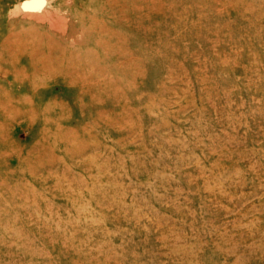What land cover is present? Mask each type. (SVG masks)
Returning a JSON list of instances; mask_svg holds the SVG:
<instances>
[{"label": "rangeland", "instance_id": "374dc122", "mask_svg": "<svg viewBox=\"0 0 264 264\" xmlns=\"http://www.w3.org/2000/svg\"><path fill=\"white\" fill-rule=\"evenodd\" d=\"M30 1L0 0V264H264V0Z\"/></svg>", "mask_w": 264, "mask_h": 264}, {"label": "bare ground", "instance_id": "6f19581e", "mask_svg": "<svg viewBox=\"0 0 264 264\" xmlns=\"http://www.w3.org/2000/svg\"><path fill=\"white\" fill-rule=\"evenodd\" d=\"M29 1H30V0H29ZM30 2H31V1H30ZM36 2H37V1H36ZM38 3H39V2H38ZM38 3H37V4H38ZM27 6H29V5H27ZM36 6H37V5H36ZM33 8H34V7H33ZM37 8H38V7H37Z\"/></svg>", "mask_w": 264, "mask_h": 264}]
</instances>
